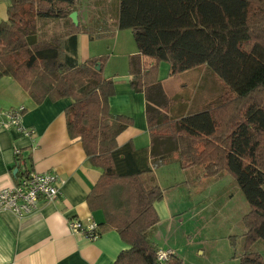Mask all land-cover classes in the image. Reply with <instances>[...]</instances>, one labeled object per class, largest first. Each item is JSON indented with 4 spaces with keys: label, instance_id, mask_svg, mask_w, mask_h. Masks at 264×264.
<instances>
[{
    "label": "trees",
    "instance_id": "1",
    "mask_svg": "<svg viewBox=\"0 0 264 264\" xmlns=\"http://www.w3.org/2000/svg\"><path fill=\"white\" fill-rule=\"evenodd\" d=\"M77 11V0H11L8 18L0 22V79L13 78L35 105L71 100L68 135L102 170L87 198L90 210L104 216L98 232L116 231L129 247L114 264H158L149 232L160 221L155 204L165 192L146 176L174 154L182 169L200 168L206 179L229 174L239 185L250 207L242 219L240 264H264L252 252L264 240V0H118L117 30H131L138 47L128 73L133 91L145 97L149 149L118 145L133 120L111 113L116 89L104 76L109 57L79 61L82 27L70 18ZM42 18L64 20L68 34L39 41ZM162 62L171 76L206 66L221 94L198 112L173 114L181 97L165 92ZM231 242L236 247L235 237ZM167 264L183 261L172 255Z\"/></svg>",
    "mask_w": 264,
    "mask_h": 264
},
{
    "label": "crops",
    "instance_id": "2",
    "mask_svg": "<svg viewBox=\"0 0 264 264\" xmlns=\"http://www.w3.org/2000/svg\"><path fill=\"white\" fill-rule=\"evenodd\" d=\"M77 2L78 11L73 12L77 13V21L71 17L73 13L70 18L82 27L78 41L81 63L99 56V52L92 47V42L96 40L93 35L115 33L109 38L114 40L113 49L104 66V76L114 80L116 89L115 96L110 99V110L114 115L133 120V125L117 138L118 145L133 142L137 149H149L151 139L145 97L133 91L128 73L129 57L138 53V47L131 30H117L118 0ZM10 3L11 0H0V22L7 20ZM68 32L69 26L62 19L42 18L38 21L39 41L66 36ZM163 64L168 63L162 62L159 71L165 92L171 97H181V102L173 110L177 109L181 114L195 113L211 103L209 98L200 96L202 86L203 89L206 86L203 82L196 85L197 96L182 95L183 89H188L187 83H182L183 88L179 90L170 86V82L188 72H196L201 81L206 78L213 81L217 77L206 66L171 76L168 64V76L163 78ZM218 85L215 86V96L217 87L221 88ZM70 104V99L57 102L47 99L41 105H35L13 78L0 79V190L14 186L17 176L24 170L54 172L63 181L61 195L52 203L42 201L32 215L20 218L11 212H0V264H114L119 255L129 248L116 231L91 241L69 228V221L74 219L84 224L90 220L97 223L104 221L102 212L91 211L87 203L102 170L89 163L81 141L68 135L65 110ZM20 107L25 108L23 126L32 129L33 135L5 128L1 124L9 111ZM17 151L21 152L20 155ZM193 168L182 169L178 154H174L156 165L153 172L146 176L153 179L152 186L157 185L165 192L164 200L155 204L160 221L150 230L149 239L159 250L172 251L183 264H240L242 254L239 255L237 247L231 245L230 238L233 236L225 234L221 238L216 237L211 233L203 211L195 209L189 212L192 208H186L188 204L174 195V191L185 181L191 188L185 174L192 172ZM202 176V170L195 174L199 180ZM242 233H245V228Z\"/></svg>",
    "mask_w": 264,
    "mask_h": 264
},
{
    "label": "rangeland",
    "instance_id": "3",
    "mask_svg": "<svg viewBox=\"0 0 264 264\" xmlns=\"http://www.w3.org/2000/svg\"><path fill=\"white\" fill-rule=\"evenodd\" d=\"M92 47L99 52V57L110 56L109 52L113 49L114 40L112 39H96L93 42ZM109 59H107L108 61ZM167 65V66H166ZM163 64L161 69V77L165 78L168 76L169 66ZM216 76L215 74H213ZM217 77V76H216ZM199 75L196 72H188L182 75L178 80L170 82V86L182 89V83L188 84V89H183L182 95H193L197 96L198 84L205 83L206 86L202 90L201 98H209L212 102L218 98L221 94V88L217 87L215 96V86L219 84L218 78L211 81L210 79L199 80ZM219 86V85H218ZM215 96V97H214ZM211 98V99H210ZM215 98V99H214ZM175 115H181L177 109L172 111ZM201 171L200 168H193L192 172L185 174L188 176L191 188L189 189L186 181L180 186L174 195L182 198L184 204H188L186 208L197 209L203 211L205 218L208 220V226L211 227V233L216 237H223L225 234L232 235L237 240L238 254L244 252V241L243 233L244 225L242 223L243 216L250 210L249 204L246 200L239 185L229 174H224L220 178L206 179L205 177H195V174ZM201 175V174H199ZM185 180L187 178L185 177ZM146 184L147 178H146ZM242 233V235H241ZM232 241V237L230 238ZM232 245V242H231ZM235 248V247H233ZM252 252L259 253L264 258V240H259L252 248Z\"/></svg>",
    "mask_w": 264,
    "mask_h": 264
},
{
    "label": "built area",
    "instance_id": "4",
    "mask_svg": "<svg viewBox=\"0 0 264 264\" xmlns=\"http://www.w3.org/2000/svg\"><path fill=\"white\" fill-rule=\"evenodd\" d=\"M24 112L23 107L9 111L1 122L2 126L14 128L26 135H33L32 129L23 126ZM20 153L17 151V155ZM62 186L63 181L54 172L37 173L24 170L14 186L0 190V212H11L20 218L32 215L38 210L42 201L54 202L61 195ZM69 228L73 233H81L91 241L100 237L99 225L93 220L84 224L74 219L69 221ZM172 255V251L160 249L157 252V263L167 264Z\"/></svg>",
    "mask_w": 264,
    "mask_h": 264
},
{
    "label": "water",
    "instance_id": "5",
    "mask_svg": "<svg viewBox=\"0 0 264 264\" xmlns=\"http://www.w3.org/2000/svg\"><path fill=\"white\" fill-rule=\"evenodd\" d=\"M71 17L74 19L75 22L77 21V13H73ZM97 69L98 70L100 69V64L99 63H98Z\"/></svg>",
    "mask_w": 264,
    "mask_h": 264
}]
</instances>
